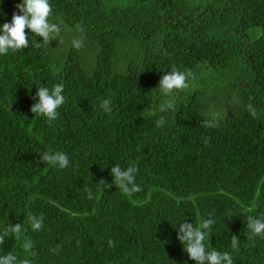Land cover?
I'll list each match as a JSON object with an SVG mask.
<instances>
[{
  "label": "trees",
  "instance_id": "16d2710c",
  "mask_svg": "<svg viewBox=\"0 0 264 264\" xmlns=\"http://www.w3.org/2000/svg\"><path fill=\"white\" fill-rule=\"evenodd\" d=\"M20 2L0 0V27ZM50 4L51 19L82 37L83 47L59 59L51 45L35 48L42 38L29 32V47L0 55V233L25 229L6 238L0 256L13 252L31 264H196L178 227L213 218L209 249L229 252L234 264H264V236L247 228L248 216H264V0ZM173 66L195 79L174 93L176 109L161 113L160 80ZM205 71L223 83L214 95L226 111L211 109ZM58 83L66 102L49 124L31 107L39 86ZM105 99L111 114L100 106ZM215 114L218 126L205 127ZM162 115L166 124L157 128ZM46 151L65 153L69 166L43 163ZM117 164L137 166L142 191L127 195L113 184ZM101 180L112 186H98ZM33 214L45 217L38 232ZM26 238L35 256L23 250Z\"/></svg>",
  "mask_w": 264,
  "mask_h": 264
},
{
  "label": "clouds",
  "instance_id": "9594fccd",
  "mask_svg": "<svg viewBox=\"0 0 264 264\" xmlns=\"http://www.w3.org/2000/svg\"><path fill=\"white\" fill-rule=\"evenodd\" d=\"M17 12L12 14L11 23H4L0 27V55H7L9 51H19L29 47L28 33L31 32L35 36L42 38V42H34L35 48H47L53 40H59L63 43V36L61 35V26L51 19L53 14V7L50 0H21L16 5ZM27 30V32H26ZM76 30L83 33L84 29L81 25H76ZM72 46L76 49L83 47V38L73 39ZM195 79L194 73L191 70L182 71L176 66H173L169 72L164 74L160 80V93L166 97L159 106L158 111L167 113L169 110L176 109L177 96L174 93L187 90L190 88V82ZM64 93V84L58 83L48 88L46 86H39L36 95L39 98V103L31 107V112L34 115H39L47 118V122L51 124L59 116L58 109L65 104L66 97ZM112 100L105 99L101 102V108L105 113L111 114ZM248 109L253 117H256V109L249 104ZM155 115V113H152ZM219 114H215L212 120L204 121L205 127L218 126ZM166 124V116L162 115L156 120V127L160 128ZM207 144V140H205ZM42 162L51 166H58L63 169L69 166V158L63 152L46 151L42 153ZM138 168L135 164L122 168L119 164L111 168V175L114 177L113 184L127 195L142 191V188L135 183L136 173ZM98 186L110 188L112 185L107 184L106 181L101 180ZM87 198L93 199L91 189H86ZM31 229L38 232L43 228V221L45 217L43 214L30 215L28 217ZM213 218L202 219L198 224L181 223L178 227V239L183 245L184 251L189 258L196 262V264H234L233 257L229 252H219L214 248L209 249L205 241H210L211 228L214 225ZM247 228L251 231L253 236H264V216L257 218L254 216L247 217ZM22 231H25L23 225L17 224L14 227L9 225L0 233V246H2L6 238L15 234L19 239ZM232 248L238 251L239 238L235 235L231 237ZM109 247H114L112 240L108 241ZM23 250L30 253L32 256L36 255L33 251L34 243L30 238H26L23 245ZM53 253L59 251V246L51 250ZM0 264H31L27 258L20 259L13 252H8L0 256Z\"/></svg>",
  "mask_w": 264,
  "mask_h": 264
},
{
  "label": "rangeland",
  "instance_id": "374dc122",
  "mask_svg": "<svg viewBox=\"0 0 264 264\" xmlns=\"http://www.w3.org/2000/svg\"><path fill=\"white\" fill-rule=\"evenodd\" d=\"M201 0H187L188 3L191 5L199 2ZM61 31V35L63 36V43L60 44L59 40H53L50 42V48L52 52V48L55 52V54L58 56L59 59H65L66 56V51L69 48H72V41L75 39L72 36L71 31L63 26ZM247 34L253 38L254 36H260L261 34V29L260 28H248L247 29ZM91 55L89 57L86 56V58L83 60V64L87 66L91 62ZM206 76L204 78L206 90H205V97L210 100V107L214 111L217 110V112L225 110L229 107L226 106L225 99L221 97L220 95H214V93L218 90H222L223 83H217L214 79V73L212 71H205ZM215 97V98H213Z\"/></svg>",
  "mask_w": 264,
  "mask_h": 264
}]
</instances>
